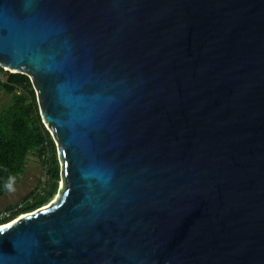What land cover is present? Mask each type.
<instances>
[{
	"label": "water",
	"instance_id": "95a60500",
	"mask_svg": "<svg viewBox=\"0 0 264 264\" xmlns=\"http://www.w3.org/2000/svg\"><path fill=\"white\" fill-rule=\"evenodd\" d=\"M59 196L0 264H264V0H0Z\"/></svg>",
	"mask_w": 264,
	"mask_h": 264
},
{
	"label": "trees",
	"instance_id": "16d2710c",
	"mask_svg": "<svg viewBox=\"0 0 264 264\" xmlns=\"http://www.w3.org/2000/svg\"><path fill=\"white\" fill-rule=\"evenodd\" d=\"M0 84L12 98L11 105L0 110V198L15 185L18 177L26 173L31 155L41 161L46 173L45 182L21 203L5 210L10 217L0 220V226H3L20 215L49 205L60 190L62 170L56 143L41 116L31 79L0 67Z\"/></svg>",
	"mask_w": 264,
	"mask_h": 264
},
{
	"label": "rangeland",
	"instance_id": "374dc122",
	"mask_svg": "<svg viewBox=\"0 0 264 264\" xmlns=\"http://www.w3.org/2000/svg\"><path fill=\"white\" fill-rule=\"evenodd\" d=\"M0 97H1L0 98V109L4 110L3 106L4 108L6 107L5 109H7L9 107L8 103L11 101V98L4 91L3 92L0 91ZM56 150L58 153L57 143H56ZM60 167L62 170L61 163H60ZM45 176H46V173L44 169L42 168L41 161L36 156L31 155L29 158L26 173L18 177L16 179L15 185L11 189H9V191L6 193L4 197L0 198V213L2 212V214H0V218L6 215L5 210L7 208L21 203L27 195H29L35 189H37L42 182H45L46 181ZM59 184H60V189H61L62 179ZM58 196H59V192L54 197L51 203L55 202ZM21 216L23 215H20L19 217Z\"/></svg>",
	"mask_w": 264,
	"mask_h": 264
},
{
	"label": "crops",
	"instance_id": "0c3cea01",
	"mask_svg": "<svg viewBox=\"0 0 264 264\" xmlns=\"http://www.w3.org/2000/svg\"><path fill=\"white\" fill-rule=\"evenodd\" d=\"M0 91H1V92L4 91V92L6 93V91L3 89V87L1 86V84H0ZM6 94H7V93H6ZM7 95L11 98V96H10L9 94H7ZM0 98H1V97H0ZM11 103H12V98H11V101L8 103L9 106L11 105ZM8 104H7V105H8ZM7 105H5V106H7ZM5 108H6V107H5ZM5 108H4V106H3V109H5ZM0 110H1V109H0Z\"/></svg>",
	"mask_w": 264,
	"mask_h": 264
},
{
	"label": "built area",
	"instance_id": "2783aa9c",
	"mask_svg": "<svg viewBox=\"0 0 264 264\" xmlns=\"http://www.w3.org/2000/svg\"><path fill=\"white\" fill-rule=\"evenodd\" d=\"M0 67H1V66H0ZM4 70H7V69L4 68ZM5 214H6V215H4L2 218H0V220H3V219H5V218L10 217V214H9V213H6V212H5Z\"/></svg>",
	"mask_w": 264,
	"mask_h": 264
},
{
	"label": "clouds",
	"instance_id": "9594fccd",
	"mask_svg": "<svg viewBox=\"0 0 264 264\" xmlns=\"http://www.w3.org/2000/svg\"><path fill=\"white\" fill-rule=\"evenodd\" d=\"M18 218H20V217H18ZM18 218H17V219H18ZM17 219H15L14 221H16ZM11 223H12V222H11Z\"/></svg>",
	"mask_w": 264,
	"mask_h": 264
},
{
	"label": "bare ground",
	"instance_id": "6f19581e",
	"mask_svg": "<svg viewBox=\"0 0 264 264\" xmlns=\"http://www.w3.org/2000/svg\"><path fill=\"white\" fill-rule=\"evenodd\" d=\"M54 203V202H53ZM21 218V217H20ZM19 219V218H18Z\"/></svg>",
	"mask_w": 264,
	"mask_h": 264
}]
</instances>
